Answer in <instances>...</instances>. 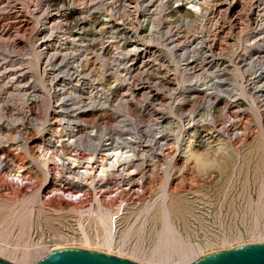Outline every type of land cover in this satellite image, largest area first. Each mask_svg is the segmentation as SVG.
Returning <instances> with one entry per match:
<instances>
[{
	"label": "rangeland",
	"instance_id": "374dc122",
	"mask_svg": "<svg viewBox=\"0 0 264 264\" xmlns=\"http://www.w3.org/2000/svg\"><path fill=\"white\" fill-rule=\"evenodd\" d=\"M44 46L67 68L80 49L89 59L79 76L52 72ZM0 70V84L12 83L0 87L12 105L0 116L1 154L21 169L0 178L1 259L31 264L80 248L181 264L191 249L189 264L264 243V0H0ZM86 105L94 111L75 109ZM73 124L83 139L89 127L132 130L138 155L78 149L65 132ZM218 139L230 141L222 167L199 179L179 168L188 144ZM112 150L129 157L101 177L94 159ZM101 211L113 216L110 233L96 223ZM166 232L172 241L160 247ZM35 245L42 252L22 255Z\"/></svg>",
	"mask_w": 264,
	"mask_h": 264
},
{
	"label": "built area",
	"instance_id": "2783aa9c",
	"mask_svg": "<svg viewBox=\"0 0 264 264\" xmlns=\"http://www.w3.org/2000/svg\"><path fill=\"white\" fill-rule=\"evenodd\" d=\"M131 44H136V43L132 42ZM131 44H130V46H131ZM136 46H138V45L136 44ZM42 51H43V55H44L43 59L48 60V62L50 63L49 64L50 70L52 72H58L59 74L62 73L63 75H67V76L72 74V77L73 76H79L82 73V67H83V65H85V63L89 59L88 58L89 53L84 49H80V50L76 51V53L74 55V59L70 63L69 68H67V65L64 62H62V59L54 60L51 55H46V53L50 52V49H48L47 47L44 46L42 48ZM128 69H129V67H127V73L126 74H129ZM1 77H2V70H0V78ZM1 84H0V87L3 85L4 86L8 85V87L5 88V91H7V89L9 88V85L12 83L6 80V83H3V85H1ZM61 86H62V84H61ZM4 95H5V97H3ZM9 97H10V93L4 94L3 92L0 91V98H2V99L7 98V100L4 101L3 104L0 105V113H1L0 116L4 115V114H2V112L4 113L5 111L9 112L10 110H12V105L8 104L10 102ZM34 98H35V96H33V99ZM66 106H67L66 102L63 99V102H62L60 108H65ZM86 106L89 108H86ZM86 106L77 107L75 109H77L76 111L80 110L81 112L94 111L93 106H90V105H86ZM121 106H122V104H121ZM124 111L126 112V110H124ZM84 117H85V115H81V118H84ZM134 123H137V120H135L134 118L133 119L127 118L125 125L132 126L131 124H134ZM76 124H80V121H76L75 125ZM75 125L73 124L70 127L69 126L65 127L68 129V130H65V132L68 134H71V136L75 138V142L78 145V149H87V150L94 151V153H98L99 150H102L103 148L108 147V146H110V147L122 146L123 147V146L127 145V146H130L132 148L134 146H137V143H138V141H137L138 134L136 132H134L132 130H128V129H120L118 131H115L113 129L105 128L104 126L101 128H97V127L87 128L86 138L83 139L79 136V130L77 129L78 125L77 126H75ZM79 126H81V125H79ZM132 135H135V136H132ZM1 137H3V138L1 139L0 144L3 143L2 142L3 139H5V138L7 140L9 139V131L6 134L1 135ZM58 143L57 144L52 143V145L50 147H52V146L54 147V146L58 145ZM108 143H110V145H108ZM10 146H11V144H9L7 147L9 148ZM40 147H41L42 153L45 150V148H47L45 145H44V147L43 146H40ZM75 156L80 158L82 156V154L80 153V151H76ZM138 160H139V158H138ZM16 169H20V168L15 167V165L12 163V160L9 156L2 155L1 154V148H0V178L5 176V175H8V174L12 175ZM5 177H7V176H5Z\"/></svg>",
	"mask_w": 264,
	"mask_h": 264
},
{
	"label": "water",
	"instance_id": "95a60500",
	"mask_svg": "<svg viewBox=\"0 0 264 264\" xmlns=\"http://www.w3.org/2000/svg\"><path fill=\"white\" fill-rule=\"evenodd\" d=\"M0 264H11L0 258ZM31 264H138L98 251L55 248ZM189 264H264V243L242 244L204 254Z\"/></svg>",
	"mask_w": 264,
	"mask_h": 264
},
{
	"label": "bare ground",
	"instance_id": "6f19581e",
	"mask_svg": "<svg viewBox=\"0 0 264 264\" xmlns=\"http://www.w3.org/2000/svg\"><path fill=\"white\" fill-rule=\"evenodd\" d=\"M133 46V49H132V51H134L136 48H137V46L136 45H132ZM262 47V46H261ZM257 51L258 50H260L261 48L259 47V46H257L256 48H255ZM132 136H135V135H132ZM261 136H262V138H263V140H264V131H261ZM1 138V137H0ZM261 138V139H262ZM106 143V142H105ZM191 143V142H190ZM108 145H110V143H108ZM116 148H118L119 150H121L122 148H127V149H129V150H131V151H133L134 153H136L137 154V152L133 149V147L131 148L130 146H119V147H110V146H108V147H105V148H103L102 150H100V154H103V151H106V150H109V149H116ZM188 148V149H187ZM187 151H189V148H190V146H189V144L187 145ZM125 150V149H124ZM111 151V150H110ZM113 151V150H112ZM127 151L126 152H124V151H119V152H117V151H113V153H109V152H107L103 157H102V159L101 160H99L98 158L97 159H94L95 160V162L96 163H98L99 164V166L97 167V170H99L98 171V173L101 175V177H102V175H104V173H106L107 172V174H108V172H109V170H112V168L114 167V171H113V176H115V175H117L118 174V172L119 171H117L116 170V168H115V166H117V165H120V163L122 162V161H127V157H129V155L127 156ZM133 153V154H134ZM185 153H186V150L183 152V155H182V157L181 158H184L185 159ZM138 155V154H137ZM53 156V155H52ZM101 156V155H100ZM124 156V158L122 159V157ZM131 157V156H130ZM133 157V156H132ZM54 157H51L50 155L46 158V157H41L40 159H39V163H40V168L41 169H48L50 166V163L52 162V160H54L53 159ZM90 158V157H89ZM93 158V157H92ZM137 158V157H136ZM136 158H133V159H131V162L129 163V164H126V165H130L131 163H132V161L133 162H136ZM88 159V158H87ZM130 159V158H129ZM56 160V159H55ZM68 160H71L70 158L68 159ZM72 160H74V159H72ZM91 160V159H90ZM135 160V161H134ZM57 162V161H56ZM84 162V161H83ZM86 162V161H85ZM34 163H36V161L34 162ZM53 163V162H52ZM55 163V162H54ZM74 162H71V164H73ZM95 164V163H94ZM126 165H124V166H121L122 168H123V170L125 169V166ZM121 167H119V168H121ZM82 168V167H81ZM118 168V169H119ZM87 172V171H86ZM86 172L84 173V175L86 174ZM110 173H111V171H110ZM126 173V172H125ZM83 174V173H82ZM81 174V175H82ZM96 175H97V172L95 173ZM106 174V175H107ZM49 175V174H48ZM79 175V174H78ZM87 175V174H86ZM85 175V176H86ZM99 175V176H100ZM93 176H95V175H93ZM105 176V175H104ZM113 176H111V175H108L107 176V178H106V180L108 179V178H111V177H113ZM92 177V176H91ZM90 177V178H91ZM96 177V176H95ZM97 179V178H96ZM99 179H100V177H99ZM90 182H92V181H90ZM165 192V191H164ZM39 195H40V193L39 192H35V193H33V194H31L30 195V197H29V199L27 198V200H25L26 202L27 201H29V202H36L37 200H38V197H39ZM165 195V194H164ZM164 195H162V196H164ZM162 198V197H161ZM162 199H164V197L162 198ZM164 200H166V199H164ZM164 200H163V202H164ZM163 204V203H162ZM25 205V204H24ZM164 209V208H163ZM22 210V209H21ZM165 210V209H164ZM167 210V209H166ZM27 211V210H26ZM20 212V211H19ZM165 212H167V211H165ZM162 213L164 216V220L166 219V217H165V214L166 213ZM18 213V212H17ZM19 214V213H18ZM27 214V213H26ZM21 217V216H20ZM19 219V218H18ZM20 220V219H19ZM113 221H114V219H113V216H111V215H109V213L107 212V211H101L100 213H99V215H98V217H97V220H96V223L98 224V226H100L101 228L103 227L104 229H108L107 231L110 233V231L112 230V228H113V226H114V223H113ZM166 222V221H165ZM170 229L168 228L167 229V232H169L170 233ZM24 232V231H23ZM167 232L166 233H164V234H167ZM168 235H170V234H167V236L165 237L164 236V238L162 239V240H160V247H163V246H165L166 244H168L169 243V241H170V238H171V236H168ZM162 238V237H161ZM109 240V239H108ZM174 240V239H173ZM111 241V240H110ZM172 241V240H171ZM170 241V242H171ZM86 242V241H85ZM106 242H107V240H106ZM106 242L104 243V244H106ZM87 243H88V241H87ZM108 243H109V241H108ZM107 243V244H108ZM173 243H175V242H173ZM90 244V243H89ZM106 244V245H107ZM111 245V244H110ZM158 245V244H157ZM176 245V244H175ZM86 246H89V245H87L86 244ZM104 246V245H103ZM166 246H168V245H166ZM173 246V245H172ZM176 246H178V244L176 245ZM109 248V247H108ZM173 248V247H172ZM6 249V248H5ZM4 249V250H5ZM110 249V248H109ZM108 249V250H109ZM157 249V248H156ZM174 249V248H173ZM1 250V249H0ZM42 247L40 246V245H35V246H29V248H27V250L24 252V253H22V255L23 254H25L24 255V257H26V256H30V255H35V254H37V253H39V252H42ZM159 250V249H158ZM157 250V251H158ZM155 251V250H154ZM220 251V250H219ZM3 252V251H2ZM153 252V251H152ZM151 252V253H152ZM181 252V251H180ZM136 253V252H135ZM195 253V251L194 252H192L191 251V249L190 250H187V251H183L181 254H180V257H178L179 258V262H181V264H182V262H184V261H186V260H189L192 256H194L193 254ZM158 254V253H157ZM163 254V253H162ZM171 255V254H170ZM16 256V255H15ZM41 256V255H40ZM133 256V255H132ZM135 256V255H134ZM133 256V257H134ZM31 257V256H30ZM197 258V257H196ZM170 257H165L164 258V256H160L159 254L157 255V256H155L154 254L149 258V260H153V261H155L156 262V264H167V263H169L170 262ZM195 259V258H194ZM192 260V259H191ZM191 260H189V261H191ZM173 261V260H172ZM180 264V263H179ZM185 264V263H184Z\"/></svg>",
	"mask_w": 264,
	"mask_h": 264
},
{
	"label": "clouds",
	"instance_id": "9594fccd",
	"mask_svg": "<svg viewBox=\"0 0 264 264\" xmlns=\"http://www.w3.org/2000/svg\"><path fill=\"white\" fill-rule=\"evenodd\" d=\"M207 123H213L208 121ZM228 125L225 124V128ZM179 144L177 149L179 150ZM179 151H177L178 154ZM230 153V141L226 139H218L216 141L206 140L202 150L187 151L185 153L184 163L179 166L183 172L191 173L194 179H199L207 176L209 173L214 172L217 168L222 167L225 163L226 157ZM173 159L172 163H174ZM167 170V166L166 169Z\"/></svg>",
	"mask_w": 264,
	"mask_h": 264
}]
</instances>
